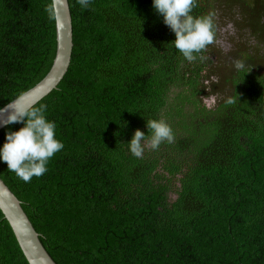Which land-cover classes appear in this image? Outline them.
<instances>
[{
	"label": "trees",
	"instance_id": "16d2710c",
	"mask_svg": "<svg viewBox=\"0 0 264 264\" xmlns=\"http://www.w3.org/2000/svg\"><path fill=\"white\" fill-rule=\"evenodd\" d=\"M196 2L193 16L218 12L230 48L190 63L152 0H67L69 64L34 104L64 147L28 183L0 161L54 264H264V0ZM49 5L0 0V108L52 64ZM228 22L234 35L219 31ZM161 117L174 143L136 158L134 132ZM23 126H3L0 148ZM0 264H27L1 213Z\"/></svg>",
	"mask_w": 264,
	"mask_h": 264
},
{
	"label": "clouds",
	"instance_id": "9594fccd",
	"mask_svg": "<svg viewBox=\"0 0 264 264\" xmlns=\"http://www.w3.org/2000/svg\"><path fill=\"white\" fill-rule=\"evenodd\" d=\"M81 8H88L91 0H77ZM155 11L163 16V23L175 34L171 43L188 62H195L198 58L205 62L209 56L202 55L207 52L208 46L220 44L225 51L230 45L218 40L217 32L218 12L210 10L207 14L193 16L191 13L197 7L196 0H152ZM45 11L50 18H54L55 9L52 5L46 6ZM219 31L235 34V27L228 22ZM232 64L236 70L246 67L244 60L233 59ZM250 70V69H249ZM248 70V71H249ZM247 71V72H248ZM23 96L14 99L0 113H6L0 120V125L23 123L19 131L6 133L3 147L0 148V161L7 164V169L13 172L25 183L31 182L33 177H40L47 172V164L55 153L61 151L63 143L55 137V122L46 119V104L39 107L21 103ZM236 98H228L227 103H236ZM149 134L136 130L128 143L130 153L136 158H142L145 148L158 150L164 142L174 143L175 135L171 126L163 117L149 119L146 122Z\"/></svg>",
	"mask_w": 264,
	"mask_h": 264
},
{
	"label": "water",
	"instance_id": "95a60500",
	"mask_svg": "<svg viewBox=\"0 0 264 264\" xmlns=\"http://www.w3.org/2000/svg\"><path fill=\"white\" fill-rule=\"evenodd\" d=\"M51 5L55 9V16L53 18L55 34L54 57L45 76L34 86L18 96H23L21 103L25 105H34L51 90L55 89L58 82L65 74L69 64L72 48V33L67 0H51ZM13 100L2 106L0 110L5 109ZM5 115L6 113H0V120L4 119ZM2 127L3 125H0V129ZM0 213L10 227L14 239L27 264H54L41 246L37 233H35L20 208L19 201L1 180Z\"/></svg>",
	"mask_w": 264,
	"mask_h": 264
}]
</instances>
